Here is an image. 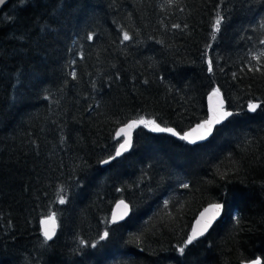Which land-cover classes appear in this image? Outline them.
<instances>
[{"label": "trees", "instance_id": "1", "mask_svg": "<svg viewBox=\"0 0 264 264\" xmlns=\"http://www.w3.org/2000/svg\"><path fill=\"white\" fill-rule=\"evenodd\" d=\"M215 89L234 114L209 141L191 146L147 124L103 166L121 127L155 121L184 134L207 119ZM120 200L132 213L112 225ZM214 203L222 219L181 255ZM49 217L51 241L41 230ZM257 259L264 264V0H11L0 13V264Z\"/></svg>", "mask_w": 264, "mask_h": 264}, {"label": "snow or ice", "instance_id": "2", "mask_svg": "<svg viewBox=\"0 0 264 264\" xmlns=\"http://www.w3.org/2000/svg\"><path fill=\"white\" fill-rule=\"evenodd\" d=\"M6 2V0H0V5H3ZM220 24H221V19L218 17L216 20V23L214 25V31L219 32L220 31ZM92 37L89 36V39ZM123 39L125 41L129 40L130 37L127 33H124ZM208 70L212 71V61H208ZM212 96H219V90L215 89L213 90ZM259 107L258 104H253L249 103L248 109L251 112H255L256 109ZM209 111L211 112V118L206 119L203 123L197 124V126L190 132L185 133V134H179L175 132L171 128H161L158 124H156L155 121H139V122H133L135 123H145L151 124L152 125V131L155 132H168L171 133L173 136L179 135V138L181 140L188 141L189 143L195 144L197 140H205L207 139L213 132L214 126L216 124L221 123L224 119L227 117L231 116L232 113L225 111L223 109V101H220L217 105H213L210 107ZM133 124H128L127 128H132ZM125 129H121L120 132L123 133ZM195 136V138H193ZM131 142L130 140H125L123 143L119 145V148L116 150L115 155L111 156L109 159H105L102 161L103 164H108L111 162V160L116 159L119 157L122 152L126 151L128 147H130ZM187 187V185H185ZM65 202L64 197H60V203L63 204ZM123 204V202H121ZM124 209L127 210L128 205L124 204L123 205ZM223 209V205L221 203H214L211 204L208 208L204 210V212L201 213L200 219L197 220V225H200L198 229L194 228L192 233L187 237L186 241L184 242L183 246H180L178 248V251L181 255L184 254L185 249L193 243L194 240L198 238V236L204 235V233L208 230L209 227H211L212 222L216 219L221 214V211ZM123 216V213L121 214ZM115 222V219L113 220ZM49 223L52 224V227L49 228L48 225ZM42 224L45 225L44 228V237L45 240H51L53 235L55 234V219L54 217H49L48 219L42 221ZM109 233L107 231L104 232L103 236L101 239L107 238ZM83 243V242H82ZM95 247V245H92ZM253 264H262L261 260L257 259L253 261Z\"/></svg>", "mask_w": 264, "mask_h": 264}, {"label": "water", "instance_id": "3", "mask_svg": "<svg viewBox=\"0 0 264 264\" xmlns=\"http://www.w3.org/2000/svg\"><path fill=\"white\" fill-rule=\"evenodd\" d=\"M10 2H11V0H6V2H5L3 5H0V13H1V12H2V11L8 6V5H9ZM218 90H219V89H218ZM212 93H213V92H211V93L208 95V97H207V111H208L207 119L211 118V115H212L211 112L209 111L210 107L213 106V105H217L220 101H223V109H224L225 111L231 112L232 115L229 116V117H227L226 119H224L221 123L216 124V125L214 126V129H213L212 134H211L207 139L202 140V141L197 140V142H196L195 144H193V143H189L188 141L183 140L185 143H187V144H189V145H191V146L200 145V144H203V143H206L207 141H209V140L212 138V136L214 135V132L216 131V129H217L218 127H220L221 125H223L224 123H226L227 120L230 119V118L233 116V114H234L232 111H230V110L227 109V104H226V101H225L224 95L222 94V92H221L220 90H219V96H212ZM248 110H249V109H248ZM133 122H139V121H131V122H129L128 124H133ZM203 122H204V121H203ZM203 122H201V123H203ZM128 124H126L125 126L121 127V128L117 131V133H116V139H117L118 141H119V140L122 141L121 143H123L125 140H130L131 145H130V147H128V149H127L126 151L122 152V154H121L119 157H117L116 159L121 158L126 152H128V151L131 149V147H132V143H133V138H134V135H135L136 131H137L140 127L146 125L145 123H135V124H133L132 128L129 129V128H127V125H128ZM196 126H197V125H195V126L192 127L191 129H189V130L186 131L185 133H188V132L192 131ZM121 129H125V131H124L123 133H121V132H120ZM175 132H176V131H175ZM160 133L171 134V133H168V132H160ZM177 133H178V132H177ZM185 133H184V134H185ZM171 135H172V134H171ZM181 135H182V134H181ZM172 136H173V135H172ZM173 137H175V138H177V139H180V138H179V135H177V136H173ZM193 138H195V136H194ZM118 148H119V147H118ZM116 159H114V160H116ZM114 160H111L110 163H112ZM110 163H108V164H103V166L105 167V166L109 165ZM121 202H123V204H122ZM124 204L128 205L127 210L124 209V207H123ZM222 205H223V204H222ZM209 206H210V205H208L207 207H205V208H204V209L198 214L197 218L195 219V221H194V223H193V225H192V229H191L190 234L192 233V231H193L194 228L198 229V228L200 227V225H197V220L200 219V215H201V213L204 212V210H205L206 208H208ZM122 213H123V216L121 215ZM131 213H132V209H131L130 204H128V203H127L126 201H124V200H120V201H118V202L115 204V206L113 207V210H112V213H111L110 222H111L112 225H118V224H121V223L125 222V221L131 216ZM223 215H224V205H223V209H222V211H221V214H220L218 217H216V219L212 222L211 227L208 228V230L204 233V235H202V236H198V238H197L196 240H198V239H200V238H202V237H205V236H206V235H207V234L213 229V227H214V226H215V225H216V224L222 219ZM114 219H115V222H113ZM48 227L51 228V227H52V224L49 223ZM44 228H45V225L42 224V225H41L42 233H44ZM57 232H58V223H57V221L55 220V234L53 235V237H52L51 240H53V239L55 238ZM43 235H44V234H43ZM51 240H49V241H51ZM196 240H194V241H196ZM194 241H193V242H194ZM248 264H253V261L250 262V263H248Z\"/></svg>", "mask_w": 264, "mask_h": 264}]
</instances>
